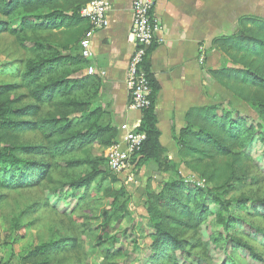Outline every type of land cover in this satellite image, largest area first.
I'll list each match as a JSON object with an SVG mask.
<instances>
[{
	"label": "trees",
	"instance_id": "obj_1",
	"mask_svg": "<svg viewBox=\"0 0 264 264\" xmlns=\"http://www.w3.org/2000/svg\"><path fill=\"white\" fill-rule=\"evenodd\" d=\"M91 1L0 0V16L4 18L0 29L14 37L16 47L26 53L20 65L17 63L18 69L0 71L2 78L14 79L0 81V190L25 189L51 179V165L39 162L38 156L54 157L85 150L93 144L107 148L119 137V128L113 126L110 112L102 105V79L97 74L77 76L90 65L82 55L81 44L77 52L75 48L69 50L68 45L56 46L50 41L55 32H68L87 24L81 12ZM158 43L148 49L142 63L151 94L137 127L146 138L134 160L138 158L137 168L149 163L159 168L167 165L175 174L163 183L161 190L148 194L146 216L153 223L146 236L152 251L150 261L202 264L201 258L206 255L199 251L206 244L200 231L212 211L211 201L205 204L207 198L214 196L215 188L239 179V172L246 167L241 150L248 151L255 137L264 151V18L243 16L235 34L215 38L213 49L222 54L221 65L209 70L212 78L233 97L252 105L261 122L249 124L247 118L225 109L218 100L194 107L186 115L185 127L178 136L175 134L179 146L176 160L167 155L157 126L156 101L161 85L152 69V54ZM25 100L32 103L25 104ZM28 131L40 134L46 145L22 142ZM99 162L89 157L69 161L70 167H91L76 187L89 186L104 173ZM179 164L204 179V188L187 182L177 169ZM111 171L112 186L105 193L114 199L115 205L126 207L124 202L119 203L128 191L117 188L121 177ZM212 201L221 206L219 216L229 211L228 205L218 198ZM245 201L243 204L247 205L249 202ZM254 211L262 215L259 206H254ZM227 222L226 232L231 234L238 220L230 216ZM80 247L77 238L50 241L33 249L27 262L71 264L69 254L80 251ZM112 247L104 252L107 262L103 264H113L109 261L124 255L123 251L111 250Z\"/></svg>",
	"mask_w": 264,
	"mask_h": 264
},
{
	"label": "rangeland",
	"instance_id": "obj_2",
	"mask_svg": "<svg viewBox=\"0 0 264 264\" xmlns=\"http://www.w3.org/2000/svg\"><path fill=\"white\" fill-rule=\"evenodd\" d=\"M2 20L4 18L0 16V22ZM84 32V28L55 32L50 41L56 46L68 45L69 50L75 48L80 52L79 41ZM24 58L26 53L16 47L15 38L0 29V71L18 69L17 63ZM86 73L87 69L78 72L77 76ZM13 80L10 76H0L3 82ZM215 89L213 101L222 102L225 109L247 118L249 124L261 122L252 105L233 97L223 87ZM24 103L32 101L25 100ZM72 117L75 119L76 114ZM22 142L46 145L40 134L30 131L26 132ZM107 148L93 144L85 150H73L54 157L38 156L39 162L51 165V179L25 189L0 190V264H30L28 254L41 244L74 238L79 240L81 247L80 251L69 254L71 264L79 260L83 264H103L107 262L104 252L113 245L111 250L123 251L124 255L110 260V263L151 264L150 240L146 237L153 229V223L146 216L148 194L161 190L163 183L175 172L167 165L159 168L157 164L149 163L136 168L132 180L123 175L116 184L117 188L124 187L128 191L119 203H125L126 207L122 208L105 193L112 186L109 174L112 171L105 156ZM241 153L246 167L239 172V179L215 188V197H208L205 202L211 201L212 211L200 231L206 244L205 249L199 251L200 255H206L201 258L202 264H264V151L259 138L255 137L249 150H241ZM88 157L100 161L104 173L89 186L78 188L76 183L91 167H70L69 161ZM177 169L187 182L204 188L198 184L202 178L196 173L183 164ZM212 198L228 205L229 211L219 216L221 206L213 203ZM244 200L249 203L244 205ZM254 206H259L262 215L255 213ZM230 216L239 223L231 234H227L226 224ZM78 253L80 258H77Z\"/></svg>",
	"mask_w": 264,
	"mask_h": 264
},
{
	"label": "crops",
	"instance_id": "obj_3",
	"mask_svg": "<svg viewBox=\"0 0 264 264\" xmlns=\"http://www.w3.org/2000/svg\"><path fill=\"white\" fill-rule=\"evenodd\" d=\"M109 26L94 38L95 55L89 60L103 82L102 105L112 124L138 127L142 112L130 108L129 65L136 45L132 33L134 0H108ZM162 22L152 69L161 85L156 101L161 143L170 159L179 158L175 140L186 125L190 109L213 101L216 87L209 74L221 65L213 49L215 38L233 35L243 16L264 18V0H154ZM88 23L83 27L88 28ZM79 28V29H81Z\"/></svg>",
	"mask_w": 264,
	"mask_h": 264
},
{
	"label": "built area",
	"instance_id": "obj_4",
	"mask_svg": "<svg viewBox=\"0 0 264 264\" xmlns=\"http://www.w3.org/2000/svg\"><path fill=\"white\" fill-rule=\"evenodd\" d=\"M111 5L108 0H92L82 10L81 15L88 20L89 27L81 39L82 55L90 60L94 57V38L97 32L109 26V9ZM133 28L132 33L135 41V51L129 65V84L131 86L130 108L142 111L148 102L151 88L142 63L147 55L148 49L159 42V33L162 30V22L156 16L154 0H134L133 2ZM89 75L95 74L93 65L87 68ZM146 138L144 132L128 123L119 127L117 141L105 150V156L111 170L120 177L128 176L132 180L133 172L137 168L138 152L141 150ZM201 186L206 185L204 179L198 181Z\"/></svg>",
	"mask_w": 264,
	"mask_h": 264
}]
</instances>
